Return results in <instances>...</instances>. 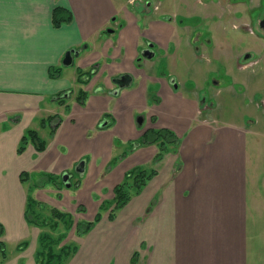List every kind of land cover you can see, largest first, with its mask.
<instances>
[{"label": "crops", "instance_id": "0c3cea01", "mask_svg": "<svg viewBox=\"0 0 264 264\" xmlns=\"http://www.w3.org/2000/svg\"><path fill=\"white\" fill-rule=\"evenodd\" d=\"M139 6L128 0H0L3 264H37L41 238L47 236L37 223L47 214L37 206L68 215L73 223L68 230L73 237L54 249L76 247L63 264H131L134 253L137 264H264V134L253 150L245 146L253 125L241 135L235 122L213 115L217 98L236 102L242 95L225 79L203 88L202 98L190 79L161 71L171 61L177 68L175 53L195 43L194 33L182 27L179 41L166 15L140 13ZM55 7L70 12L72 21L54 28ZM148 43L153 57L139 60ZM70 49L79 54L65 67ZM50 68L60 69L59 76L51 77ZM79 70L87 82H80ZM81 91L87 94L84 105L77 100ZM60 93L66 95L63 102L55 99ZM54 115L61 122L49 137L39 123ZM29 128L39 129L47 147L37 153L28 145L18 155ZM150 129L172 132L179 148L158 161L155 144L130 151ZM81 161L84 173L73 186ZM134 171L156 175L111 221L114 188ZM21 173L28 175L24 181ZM65 173L71 187L54 185ZM31 199L34 216L27 217ZM97 214L101 219L88 233H75L76 225Z\"/></svg>", "mask_w": 264, "mask_h": 264}, {"label": "rangeland", "instance_id": "374dc122", "mask_svg": "<svg viewBox=\"0 0 264 264\" xmlns=\"http://www.w3.org/2000/svg\"><path fill=\"white\" fill-rule=\"evenodd\" d=\"M161 2L162 8L158 14H167L172 18V24L175 25L179 36L178 40H183L182 27L186 26L184 30L194 33L195 42L189 43L186 48L182 44L175 53L176 69H173L171 61L170 67L166 65L165 69V66H162L161 71L176 72L177 75L190 79L202 98H205L206 92L202 89L211 87L214 79L219 82L225 79V82L230 83L236 91L240 90L242 95L236 102L234 100L231 102L230 97L225 102L222 100L225 96L217 98L219 111L213 115L224 121L235 122L241 135L250 131L247 126L253 125L252 139H247L244 145L255 150L256 146L261 144L260 137L264 134V0H161ZM197 32L200 34L198 42ZM246 53L249 56H244ZM183 58L186 59L184 62ZM255 60L256 63L250 64ZM219 84L218 86H221V83ZM241 117L247 118L245 122L240 120ZM29 126L32 128L35 122ZM36 130L39 132V129ZM179 145L180 139L177 148ZM247 160L250 161L249 155ZM77 176L75 172L71 177H74L71 179L73 186ZM29 181L25 180L27 187ZM57 183L62 186L61 177H56L54 185ZM35 209L47 214L43 219L39 218L37 223L43 228L47 239L53 240V244L49 245L53 250L58 248L56 243L63 238L73 237V230L70 234L68 232V222H63L60 216L52 214L49 207L37 206ZM29 215H33V210ZM45 221L47 223H44ZM75 233L77 234L76 231ZM137 262L138 254L132 264Z\"/></svg>", "mask_w": 264, "mask_h": 264}, {"label": "trees", "instance_id": "16d2710c", "mask_svg": "<svg viewBox=\"0 0 264 264\" xmlns=\"http://www.w3.org/2000/svg\"><path fill=\"white\" fill-rule=\"evenodd\" d=\"M72 21V15L67 10L61 8V7H55L52 12V25L54 28H59L64 24L70 23ZM79 72V78L81 79V83H85L87 81L83 82V77L86 76V73H83L81 70ZM51 77H57L59 76L60 69H53L50 68L49 70ZM88 75V73H87ZM65 93H60L55 97L56 101L63 102L66 97H64ZM87 97V94L83 91L79 93V97L77 98L80 105H84L85 99ZM55 121V123H53ZM61 122V118L57 115L54 116H48L46 118H43L40 121L39 129H45L47 128L49 130V137L54 136L59 124ZM179 139L177 136H175L172 132L166 130V129H160V130H148L146 131L140 141L138 143H133L130 147V151L136 149L139 146L147 145V144H155L158 149L159 153L156 156V160H160L165 154H167L170 151H173L174 148L178 145ZM48 144V140L43 139L39 132L36 129H27L25 130L23 136L20 139L18 148H17V154L21 155L26 150L28 145H32L37 153L43 152ZM156 175V171H151L148 173H145L144 171H134L127 175V179L124 183L116 186L114 188V199L110 206L113 204V208L110 210L109 214V220H113L115 218V214L118 210L122 209L129 200L140 193L142 188L146 185V183ZM28 175L26 173H21L20 178L21 181H24V179ZM54 179L55 177H51ZM35 201L31 199L29 201V204L27 206L26 215L27 217H31L29 215V212L34 207ZM109 206V207H110ZM107 206H103V209L109 208ZM34 216V215H33ZM62 221H67L68 230L72 228L73 223L68 217V215L62 214ZM33 219L35 217H32ZM36 219V218H35ZM101 219L100 214H97L93 221L91 222H83L79 225H76V232L77 235H85L88 233ZM34 222V221H33ZM36 223V221H35ZM45 223V222H44ZM37 224V223H36ZM39 225V224H38ZM40 227V226H39ZM4 234V228L3 225L0 224V238ZM41 249L37 252L35 258L37 264H63L64 260L68 258L69 256L73 255L76 252V247H69V246H63L58 251H54L53 248L49 245H52L53 240L47 239V236H43L41 238ZM24 244H21L19 249L23 250L22 248H25ZM20 250V251H21ZM137 253H134L131 264L134 263V257H136ZM7 259V253L5 249V244L0 241V264H3Z\"/></svg>", "mask_w": 264, "mask_h": 264}, {"label": "flooded vegetation", "instance_id": "af4514ba", "mask_svg": "<svg viewBox=\"0 0 264 264\" xmlns=\"http://www.w3.org/2000/svg\"><path fill=\"white\" fill-rule=\"evenodd\" d=\"M130 1V2H129ZM128 3L131 5V6H134V5H140L139 7H138V10H139V12L140 13H142V12H144V11H146L147 9H152L153 11H157V12H159V11H161V8H162V2H161V0H128ZM138 3V4H137ZM162 14V13H161ZM166 16L167 17H163L164 18V20H166V21H169V22H172V18L170 17V16H168L167 14H166ZM114 20V19H113ZM107 33H112V32H114V29H107V31H106ZM199 37H200V34L197 32L196 33V40H197V42L200 40L199 39ZM204 41H205V39H204ZM153 48V46H152V44L151 43H148V48L147 49H144L143 51L141 50L140 51V58H139V60H141L143 57H145L147 54H149L150 56H151V58L153 57V54H154V52H152V49ZM147 51H149V52H147ZM144 54H146V55H144ZM249 56L247 53L246 54H244V56ZM146 58V57H145ZM150 59V58H149ZM216 79H214L213 80V82H212V84H214V83H216ZM174 87H176L177 88V84H175L174 85ZM70 178V177H69Z\"/></svg>", "mask_w": 264, "mask_h": 264}, {"label": "water", "instance_id": "95a60500", "mask_svg": "<svg viewBox=\"0 0 264 264\" xmlns=\"http://www.w3.org/2000/svg\"><path fill=\"white\" fill-rule=\"evenodd\" d=\"M263 24H264V21H263ZM147 52H149V51H147ZM78 54H79V52L78 51H75V50H69V51H67L65 53V55H64V58H63V61H62V65L65 66V67L71 66V64L73 62V58L72 57L73 56H77ZM144 55H146V54H144ZM145 57L148 58V59L151 58V56L149 54H147ZM124 81H125V79H123V78H121V79L118 80V83H119L120 88H122V87L125 86L124 84L121 83V82H124ZM65 96L66 95H64V97ZM136 121H137V123L139 125H141L142 122H143V118L142 117H137ZM83 165H84V162L81 161L76 166L75 172L78 173V175H83V173H84ZM69 177L70 176L68 174H66V173L63 174L62 177H61L62 178L63 185L65 187H67V188L70 187V183L68 182L69 181Z\"/></svg>", "mask_w": 264, "mask_h": 264}]
</instances>
